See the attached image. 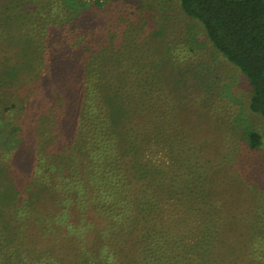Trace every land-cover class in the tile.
<instances>
[{"label": "trees", "instance_id": "trees-1", "mask_svg": "<svg viewBox=\"0 0 264 264\" xmlns=\"http://www.w3.org/2000/svg\"><path fill=\"white\" fill-rule=\"evenodd\" d=\"M177 1L245 78L248 110L264 120V0ZM153 12L119 11L107 35L99 26L83 35L63 29L67 52L43 57V74L30 57L19 63L35 82L49 79V91L23 109L34 175L21 197L4 192L0 216L5 208L19 227L34 217L33 243L77 250L65 264H227L235 217L223 211L224 198L252 186L236 175V155L219 151L224 124L202 107L214 98L207 78L186 66ZM5 69L9 85L18 70ZM243 140L261 146L255 131ZM23 239L14 233L0 244V264H61L42 252L26 257Z\"/></svg>", "mask_w": 264, "mask_h": 264}, {"label": "rangeland", "instance_id": "rangeland-1", "mask_svg": "<svg viewBox=\"0 0 264 264\" xmlns=\"http://www.w3.org/2000/svg\"><path fill=\"white\" fill-rule=\"evenodd\" d=\"M143 6L154 10L152 24L166 28L167 39L175 42L180 57L186 58V66L197 68L207 78L214 98L212 103L200 105L211 116L218 115L224 124L216 138L219 151L236 155L232 164L236 175L252 186L240 187L239 192H232L234 197L224 198L223 211L235 217V221L227 222L231 236L226 241L224 260L227 264H264V120L248 110L249 89L245 78L213 50L201 26L182 13L177 0H98V3L96 0H0V177L3 179L0 205L4 203V192L11 188L19 194L17 198L21 197L30 180L27 178L34 175L30 149L35 145L29 128L23 126V111L28 109L29 100L37 102L49 91L45 86L49 79L43 76L35 82L34 74L20 69L19 63H30L27 61L30 57L32 66L43 74L50 68L41 65L43 57L49 58L58 50L67 52L69 40L60 38L63 29H77L83 35L85 29L99 26V31L107 35L108 31L118 29L119 11L129 12ZM33 56L37 58L34 62ZM7 66L18 70L9 85L3 75ZM21 70L29 74V79L22 77ZM12 104L15 108H10ZM193 104L199 108L197 103ZM250 131L261 136V146L256 150H250L243 140ZM26 142L29 144L24 145ZM229 179L234 177L229 175ZM2 228L7 231L8 242ZM39 229L32 216L19 227L4 208L0 216V244L7 245L13 234L18 233L24 238V255L28 258L42 252L45 259H58L61 264L76 260L77 250L70 244L57 246L45 243L46 240L42 244L41 240L33 243ZM50 251L52 255L48 257Z\"/></svg>", "mask_w": 264, "mask_h": 264}]
</instances>
